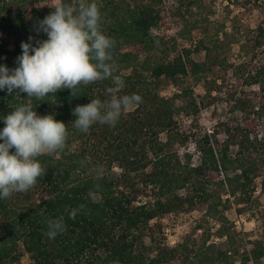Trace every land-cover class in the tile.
Returning a JSON list of instances; mask_svg holds the SVG:
<instances>
[{
  "label": "trees",
  "instance_id": "16d2710c",
  "mask_svg": "<svg viewBox=\"0 0 264 264\" xmlns=\"http://www.w3.org/2000/svg\"><path fill=\"white\" fill-rule=\"evenodd\" d=\"M204 1L189 0V4L206 9L209 4ZM97 3L101 6L102 31L114 40V75L125 82L120 95L138 94L141 102L130 117H124L123 112L115 126L96 123L86 133L96 141L91 147L95 158L100 157L97 150L101 146V155L107 161L109 170L102 176L84 174L88 163L82 152L62 150L58 151V158L47 154L38 157L46 172L30 190L40 193L42 199L18 207L12 196L0 200V217L4 219L0 230V264H21L20 243L29 254L30 264H171L175 259L178 264H262L264 238L248 241L249 249L239 256L225 225L227 217L218 210L219 206L228 209L229 199H223L215 188L220 186L225 194L237 197V202L252 199L257 190L264 192V63L243 78L246 85H257V90L237 93L235 89L228 94L227 102H233L232 111L240 112L241 116L223 119L210 131L196 135L181 128L174 116L184 112L198 122L200 107L192 89L182 87L164 96L151 89L162 79L176 80L189 74L197 77L208 69L207 63L192 59L189 48H174L166 60L154 63L139 57L153 48L157 38L154 31L168 23L161 0H134L125 11L114 0ZM9 13L14 14L13 19ZM44 18L33 3L24 6L22 2L0 0V22L6 29L13 28L15 32L22 29L28 35L37 30ZM254 32V47L264 46V17ZM218 36L216 31L213 47L200 40L193 50L204 49L210 58L212 48L219 43ZM44 39L47 36L40 31L36 42ZM7 50L0 46V64L9 67L11 61L2 59ZM16 50L22 51L20 43ZM128 67L133 72L122 75L120 70ZM221 84L213 80L208 93L220 89ZM112 86L110 78L80 84L73 93L70 89L58 90L43 99L15 93L18 90L11 95L6 90L0 91V117L20 104L31 103L39 115L53 114L55 119L83 133L74 126L73 109L90 103L91 99H109L107 89ZM3 127L0 121V129ZM164 131L168 136L162 141L159 134ZM174 131L183 145L193 138L194 149L187 148L182 155L168 151L170 132ZM219 134L223 137L219 138ZM195 151L198 160L193 163ZM113 166L121 169L119 178L110 171ZM186 187L196 195H179L178 191ZM29 191L21 192L24 198L30 197ZM197 195L207 204V215L219 213L215 235L225 237L226 249L204 231L195 233L177 249L160 246L154 255L136 249L142 229L152 219L178 210L184 203L192 205L193 196ZM73 210H76L74 219L70 216ZM55 218L63 219L66 230L50 239L47 222ZM201 228L199 225L197 230Z\"/></svg>",
  "mask_w": 264,
  "mask_h": 264
},
{
  "label": "rangeland",
  "instance_id": "374dc122",
  "mask_svg": "<svg viewBox=\"0 0 264 264\" xmlns=\"http://www.w3.org/2000/svg\"><path fill=\"white\" fill-rule=\"evenodd\" d=\"M8 2H22L26 6L33 3L40 9L43 16L49 15L57 5L64 3L71 5L77 9L80 0H5ZM103 2V0H96ZM120 4L122 11L133 5L134 0H114ZM147 1V0H144ZM204 3L209 5L204 8L190 5L189 0H161V6L168 15V23L160 30H155L156 40L151 50L142 53L140 60H147L151 63L163 61L168 58V55L173 52L174 48L191 49V58L207 63L208 69L193 76L189 74L186 77H181L176 80L162 79L158 86H154L151 92H158L160 96L172 95L179 91L182 87H189L193 91V95L200 107L198 122L192 120L191 115L184 112L175 114V119L181 124V128L186 131L191 130L196 135L204 131H210L217 123L223 119H228L232 116L240 117L238 111H232V103L227 102V97L230 91L237 90V93L244 89L257 90V85H246L243 81L244 76L251 69L261 63H264V46L254 47L252 41L255 36L256 25L264 17V2L262 0H205ZM177 11H181L177 14ZM8 16L13 19L14 14L9 13ZM223 25V26H221ZM218 31L219 43L212 48L210 58L206 57L204 49L194 51L195 45L200 40H203L204 45L213 47L215 33ZM40 32L33 30L30 34H23L22 29L15 32L13 28L6 29L0 22V46L8 49L4 53L3 61L10 60L9 68H15L17 65V57L22 54V51L17 53V43L29 42L31 36L34 44L37 35ZM15 65V66H14ZM142 70L140 66L137 68ZM239 72L237 73L236 71ZM133 72L131 67L122 68L120 73L128 75ZM225 82L223 83V79ZM213 80H217V84H221L220 89H214L208 93V87ZM135 106L124 111V117H130L131 113L135 114ZM141 111V110H140ZM68 138L64 147L65 153L82 152L85 156L88 165L85 168L84 174L97 173L98 168H103V172L109 170L107 161L101 155V146L99 148L100 157L94 156V149L91 148L95 140L89 139L86 133L76 132L73 127L67 125ZM168 132H161L159 139L165 141ZM219 138L223 135L219 134ZM194 149L193 138H189L183 145L177 137V132H170V144L167 147L168 151H178L180 155L185 149ZM58 158L59 152L51 154ZM151 155L148 154V158ZM94 159L96 161L94 162ZM198 160V152L195 151L192 162ZM82 162H84L82 160ZM114 175L119 178L121 169L118 166H113L110 169ZM83 174V173H82ZM215 188L217 194L221 197L229 199L228 209L223 210L219 206L218 210L223 211L227 217L229 232L233 236L234 247L239 250V256L243 251L249 249L248 241H254L264 238V192L257 190L254 192L252 199L242 200L237 202V197L229 196L221 188ZM30 197L24 198L22 193L12 195V200L18 205L34 203L42 199V195L34 190H30ZM196 195L189 188H182L178 191L181 196ZM94 198L99 199L98 195ZM147 198H143L146 200ZM193 204L184 203L178 210L162 215L159 218L152 219L142 229L141 238L138 240L136 249L143 251L147 255H154L157 248L160 246L175 247L185 241L190 240L195 233L200 234L204 231L207 235H213L214 241L222 248L227 247L225 237H217L215 232L218 228L216 215H207V204L197 196H193ZM240 209V210H239ZM4 219L0 217V230ZM202 225L201 230L198 226ZM210 236V237H211ZM202 238V237H201ZM200 238V239H201ZM212 238V237H211ZM18 261L21 264H30L29 254L23 249L21 243L19 245ZM264 264V258L261 260ZM171 264H178L175 259ZM248 264H252L248 262Z\"/></svg>",
  "mask_w": 264,
  "mask_h": 264
},
{
  "label": "clouds",
  "instance_id": "9594fccd",
  "mask_svg": "<svg viewBox=\"0 0 264 264\" xmlns=\"http://www.w3.org/2000/svg\"><path fill=\"white\" fill-rule=\"evenodd\" d=\"M101 6L96 0H80L77 9L61 3L39 21L37 32L47 39L33 44L22 42L17 67L0 64V91L10 95L26 93L28 98L43 99L58 90L112 79L107 100L91 99L73 109L74 126L87 133L96 123L115 126L123 112L141 102L138 94L120 95L124 80L114 75L116 66L112 50L114 40L103 33ZM0 200L15 193L27 192L45 175L38 157L62 151L68 138L67 125L55 115H39L31 103L20 104L0 117ZM14 149V151H10ZM97 175H103L98 168ZM74 219L76 210L70 213ZM47 235L54 239L66 230L62 218L47 222Z\"/></svg>",
  "mask_w": 264,
  "mask_h": 264
}]
</instances>
